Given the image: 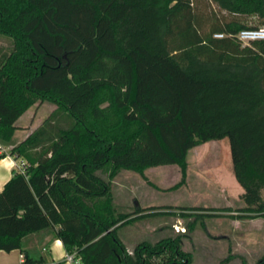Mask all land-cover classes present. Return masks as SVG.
Instances as JSON below:
<instances>
[{
	"label": "trees",
	"instance_id": "1",
	"mask_svg": "<svg viewBox=\"0 0 264 264\" xmlns=\"http://www.w3.org/2000/svg\"><path fill=\"white\" fill-rule=\"evenodd\" d=\"M263 24L264 0H0L11 39L0 46V143L23 162L0 193V251L62 264L25 248L45 233L80 264H190L182 237L129 251L119 230L224 209L124 213L99 172L177 164L184 184L189 151L225 138L242 211L264 217V39L237 38ZM44 103L54 108L19 139V118Z\"/></svg>",
	"mask_w": 264,
	"mask_h": 264
},
{
	"label": "rangeland",
	"instance_id": "2",
	"mask_svg": "<svg viewBox=\"0 0 264 264\" xmlns=\"http://www.w3.org/2000/svg\"><path fill=\"white\" fill-rule=\"evenodd\" d=\"M208 9L222 15L215 5ZM246 21L259 24L254 16ZM10 45L11 39L0 35V46ZM34 107L20 123L28 124L36 111ZM53 108L44 103L36 111L34 123L41 122ZM5 147L9 152L10 147ZM187 164L184 184L180 183L182 175L177 164L148 167L143 172L123 169L112 180L108 177L110 167L99 172L111 182L114 202L124 213L133 212L137 203L171 211L180 207L224 209L215 217L193 214L182 218L171 214L127 222L119 236L129 251L145 241L154 245L163 239L182 237L183 250L192 255L190 264H263L264 217L242 211L246 207L241 197L243 188L233 176L229 139L211 140L194 147L189 151ZM190 223H194V228L186 231Z\"/></svg>",
	"mask_w": 264,
	"mask_h": 264
},
{
	"label": "crops",
	"instance_id": "3",
	"mask_svg": "<svg viewBox=\"0 0 264 264\" xmlns=\"http://www.w3.org/2000/svg\"><path fill=\"white\" fill-rule=\"evenodd\" d=\"M34 108L36 111H38V108ZM36 111L31 114L28 124L25 122L20 123L19 121L24 115H22L17 121V125L22 127V129L18 131L19 139L25 138L42 122L41 121L39 123H34ZM7 150L8 148L0 143V155L2 153H5V156H0V193L4 190L6 183L12 177L13 171L15 169H19L21 167V164L23 163L22 159H16ZM139 206L143 207L142 205ZM24 246L34 255H36L37 253H43L45 255H48V257L53 262H62V264H69L66 261L67 251L62 241L60 239H54L52 235L45 233H33L24 238ZM24 259L25 257L23 256V253L18 249L12 250L10 252L0 251V264H22Z\"/></svg>",
	"mask_w": 264,
	"mask_h": 264
},
{
	"label": "built area",
	"instance_id": "4",
	"mask_svg": "<svg viewBox=\"0 0 264 264\" xmlns=\"http://www.w3.org/2000/svg\"><path fill=\"white\" fill-rule=\"evenodd\" d=\"M216 37H223L224 34L217 33L215 34ZM237 38L243 43H250L254 40H263L264 39V24L259 27L253 28H246L241 30L237 34ZM22 167V164H21ZM66 261L69 264H80V261L76 258L75 253H68L66 254Z\"/></svg>",
	"mask_w": 264,
	"mask_h": 264
},
{
	"label": "water",
	"instance_id": "5",
	"mask_svg": "<svg viewBox=\"0 0 264 264\" xmlns=\"http://www.w3.org/2000/svg\"><path fill=\"white\" fill-rule=\"evenodd\" d=\"M137 207H139V204L137 203Z\"/></svg>",
	"mask_w": 264,
	"mask_h": 264
}]
</instances>
